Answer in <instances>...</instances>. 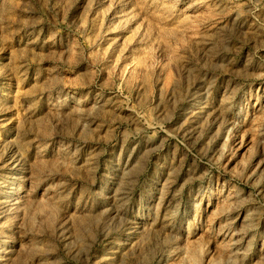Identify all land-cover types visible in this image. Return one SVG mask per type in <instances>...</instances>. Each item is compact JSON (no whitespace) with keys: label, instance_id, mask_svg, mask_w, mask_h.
Returning <instances> with one entry per match:
<instances>
[{"label":"rangeland","instance_id":"rangeland-1","mask_svg":"<svg viewBox=\"0 0 264 264\" xmlns=\"http://www.w3.org/2000/svg\"><path fill=\"white\" fill-rule=\"evenodd\" d=\"M0 264H264V0H0Z\"/></svg>","mask_w":264,"mask_h":264}]
</instances>
